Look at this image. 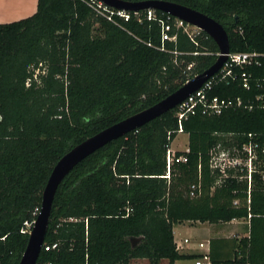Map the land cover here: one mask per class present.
<instances>
[{
	"label": "trees",
	"instance_id": "1",
	"mask_svg": "<svg viewBox=\"0 0 264 264\" xmlns=\"http://www.w3.org/2000/svg\"><path fill=\"white\" fill-rule=\"evenodd\" d=\"M155 1L190 8L220 24L230 53L258 54V65L245 69L250 87L244 90L237 81L215 87L212 95L239 106L183 120L187 149L174 152L169 167L167 152L179 133L176 108L76 166L52 203L43 247L56 243L57 249L42 247L36 264L195 260L200 255L176 251L175 225L239 220L248 221L247 236L210 239V264H264V179L252 175L248 204L242 173L229 170L220 177L209 166L218 143L240 149L250 135L264 147V108L256 101L264 94V0ZM130 15L120 28L80 0H38L31 17L0 24V264L19 263L27 225L32 227L62 156L215 63L218 48L203 32L193 42L173 29L176 41L165 42L162 52L158 19L166 15L156 11L152 21L142 12ZM40 63L45 75L26 87L30 68ZM179 157L186 161L175 162ZM198 182L199 193L191 198L190 186Z\"/></svg>",
	"mask_w": 264,
	"mask_h": 264
},
{
	"label": "built area",
	"instance_id": "2",
	"mask_svg": "<svg viewBox=\"0 0 264 264\" xmlns=\"http://www.w3.org/2000/svg\"><path fill=\"white\" fill-rule=\"evenodd\" d=\"M86 4V6L94 12L98 17L105 19L107 22L118 26L123 27V23H128L131 19V13L127 11H119L113 8L108 7L103 2L99 0H80ZM156 11L147 10L142 13L145 14V17L148 21L157 20L155 15ZM165 15V14H164ZM160 24V46L159 50L164 51L165 42H175L176 36L171 35L173 29L181 30L191 41L195 42L196 38L201 36V31L190 27L185 24L183 21L175 19L169 15H166L164 19H158ZM141 22V21H140ZM150 46V45H148ZM258 54L255 53H230L227 55V59L220 68V70L212 76L208 81H206L197 91L192 93L180 103L176 109V117L178 120V132L182 131L181 122L188 119L190 116L200 113L207 116H219L224 111L232 109L239 106V102L231 98H221L217 95H212L215 87L219 85H228L230 82L237 81L244 90L249 89V78L250 76L245 72L246 68L258 65L257 58ZM192 64L188 65L186 70L190 71ZM31 76L26 80V87L30 86L32 83H39L40 76L45 75L46 67L43 64H38L36 67H31ZM185 74V72H184ZM190 80L189 75H187L188 82ZM256 101L261 104V107L264 108V94L256 97ZM247 143L242 144L240 149H228L218 143L214 146L210 153L209 166L210 169L214 172L217 171L222 174L220 177H226L227 171L232 170L235 173H242V179L247 181L248 185V199L247 203L250 202L249 191L252 184V175L257 173L260 175L261 179H264V173L262 167L264 166V147H258V144L254 143L251 140ZM174 152L170 149L167 152V164L168 167L174 160ZM185 157H179L175 159V162H185ZM246 172V173H245ZM168 178V173L167 176ZM221 180V179H220ZM218 179L217 183L220 182ZM200 184H193L190 186L189 196L191 198L195 197L199 193ZM237 202H235L236 204ZM39 213V211H38ZM28 230L31 229V226L27 225ZM26 230V232L28 231ZM25 232V231H22ZM190 240L184 238L181 241H175V249L178 253H183L188 249ZM57 244H51L44 246L45 251L57 249ZM198 249L202 250L200 257L194 260V264H210L209 258V244L208 242L198 243Z\"/></svg>",
	"mask_w": 264,
	"mask_h": 264
},
{
	"label": "water",
	"instance_id": "3",
	"mask_svg": "<svg viewBox=\"0 0 264 264\" xmlns=\"http://www.w3.org/2000/svg\"><path fill=\"white\" fill-rule=\"evenodd\" d=\"M99 1L103 2L108 7L119 11L138 13L153 10L181 20L186 24L199 29L212 39L218 48V57L209 69L184 83L182 87L162 101L102 130L75 146L61 157L53 167L47 180L42 193L39 213L37 214L31 229L27 231V245L18 264L37 263L47 233L53 199L64 178L81 162L105 147L107 144L140 129L167 112L174 110L180 103L187 99L189 95L197 91L206 81L220 70L230 52L228 36L223 27L208 16L190 8L175 3L155 0L138 3H129L121 0ZM137 241H139L138 238L131 239L132 247Z\"/></svg>",
	"mask_w": 264,
	"mask_h": 264
},
{
	"label": "rangeland",
	"instance_id": "4",
	"mask_svg": "<svg viewBox=\"0 0 264 264\" xmlns=\"http://www.w3.org/2000/svg\"><path fill=\"white\" fill-rule=\"evenodd\" d=\"M188 137L184 133H178L174 141L170 146L172 152L182 151L184 152L187 149ZM173 232L175 234V239L178 241L187 238L190 240L188 248L197 249V245L200 242L206 243L209 237L214 236H243L247 232V225L245 221L234 222L229 224H198L196 226L190 225L187 222L182 224L175 225L173 227ZM182 254H190V251L186 249ZM195 255V254H194ZM130 264H149L147 260H133ZM159 264H169L165 259L161 260ZM175 264H194L193 259L177 261Z\"/></svg>",
	"mask_w": 264,
	"mask_h": 264
},
{
	"label": "crops",
	"instance_id": "5",
	"mask_svg": "<svg viewBox=\"0 0 264 264\" xmlns=\"http://www.w3.org/2000/svg\"><path fill=\"white\" fill-rule=\"evenodd\" d=\"M37 2H38V0H26V1L25 0H23V1L22 0H0V24H9L12 22H16V21L31 17L32 15H34L36 13ZM30 4L32 7L30 6ZM26 11H28V12L26 13ZM242 221H245V223L247 225V232L245 235H243V236L237 235V237L247 236V234H248V221L239 220V221H232L231 222V223H234V222H242ZM187 223H189L190 225H193V226L200 224V223H192V222H187ZM227 224H229V223H227ZM173 235H174V241H176L174 232H173ZM233 237H235V236H233ZM214 238H230V237H225V236L214 237V236H211V237H209L207 242H209L210 239H214ZM188 251H190L189 255H194V254L200 255L202 253V250H200L198 248L197 249L188 248Z\"/></svg>",
	"mask_w": 264,
	"mask_h": 264
},
{
	"label": "bare ground",
	"instance_id": "6",
	"mask_svg": "<svg viewBox=\"0 0 264 264\" xmlns=\"http://www.w3.org/2000/svg\"><path fill=\"white\" fill-rule=\"evenodd\" d=\"M22 1H23V0H22ZM25 1H26V0H25ZM25 4H26V3H25ZM30 6H31V4H30ZM31 7H32V6H31ZM26 9H27V8H26ZM26 9H25V10H26ZM27 12H28V11H26V13H27ZM142 12H143V11H142ZM130 13H131V12H130ZM180 21H181V20H180ZM184 23H185V22H184ZM185 24H186V23H185ZM187 25H188V24H187ZM189 26H190V25H189ZM190 27H193V26H190ZM193 28H195V27H193ZM196 29H197V28H196ZM198 30H199V29H198ZM201 33H202V31H201ZM194 77H195V76H194ZM191 79H192V78H191ZM191 79H190V80H191ZM185 83H186V82H185ZM180 133H181V132H180Z\"/></svg>",
	"mask_w": 264,
	"mask_h": 264
}]
</instances>
